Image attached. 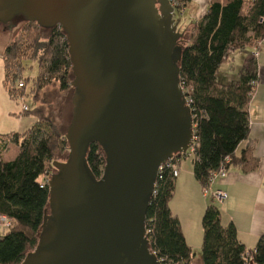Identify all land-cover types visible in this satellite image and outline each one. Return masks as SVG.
I'll return each instance as SVG.
<instances>
[{
    "label": "water",
    "instance_id": "1",
    "mask_svg": "<svg viewBox=\"0 0 264 264\" xmlns=\"http://www.w3.org/2000/svg\"><path fill=\"white\" fill-rule=\"evenodd\" d=\"M173 15L168 0H0L2 23L63 31L74 90L68 156L52 163L38 244L21 264H162L146 237L149 200L160 168L194 142ZM91 143L105 156L97 182Z\"/></svg>",
    "mask_w": 264,
    "mask_h": 264
},
{
    "label": "trees",
    "instance_id": "2",
    "mask_svg": "<svg viewBox=\"0 0 264 264\" xmlns=\"http://www.w3.org/2000/svg\"><path fill=\"white\" fill-rule=\"evenodd\" d=\"M48 31L43 38L36 25H27L2 56L4 89L11 100L31 95L36 106L20 115L31 113L36 122L24 133L0 136V218L10 223L0 236V264H21L37 247L50 199L45 176L54 171L56 153L68 146L51 119L50 104L44 97L51 85H57L60 92L71 88L68 45L60 28ZM263 41L264 0H209L202 17L191 23L187 43L183 45L181 40L179 81L190 108L194 142L190 154L175 155L162 166L149 200L146 237L162 264H191L194 259L179 219L169 207L175 191L174 168L190 156L194 178L203 190L221 167L226 171L238 167L244 172L258 167L252 155L255 144L249 139V105L258 85L255 59L253 68L241 69L236 80L221 84L216 76L230 50L258 49ZM26 61L37 67L29 90V79L21 78ZM21 81L24 88L17 86ZM8 141L16 146V155L4 161ZM244 141L245 147L237 154ZM85 167L94 182L101 179L105 156L97 143L88 146ZM201 228V264H264V235L254 249H246L237 239L234 225H222L215 202L204 210Z\"/></svg>",
    "mask_w": 264,
    "mask_h": 264
},
{
    "label": "crops",
    "instance_id": "3",
    "mask_svg": "<svg viewBox=\"0 0 264 264\" xmlns=\"http://www.w3.org/2000/svg\"><path fill=\"white\" fill-rule=\"evenodd\" d=\"M264 41L258 48V58L255 60L258 85L249 105L250 132L249 139L254 142L253 156L258 167L244 172L238 167H230L225 178L217 179L211 186L213 191H221L226 195L222 202H215L221 211L223 226L233 224L237 231V239L246 249H254L258 239L264 235ZM250 48L249 59L240 54L241 66L248 68L252 61ZM235 50H230L229 56L235 58ZM227 60V61H228ZM259 64V65H258ZM11 100L6 90L0 84V133L8 132L16 126L10 116ZM13 125L12 126H10ZM242 142L237 154L245 147ZM188 152V151H187ZM189 152H191L189 150ZM178 176L175 180V191L169 203L170 210L181 224L186 243L193 249L201 248V220L209 203L214 201L204 194L201 186L193 175V162L190 156L185 157L177 166ZM210 198L208 201L207 199ZM201 264L200 259L197 261Z\"/></svg>",
    "mask_w": 264,
    "mask_h": 264
},
{
    "label": "rangeland",
    "instance_id": "4",
    "mask_svg": "<svg viewBox=\"0 0 264 264\" xmlns=\"http://www.w3.org/2000/svg\"><path fill=\"white\" fill-rule=\"evenodd\" d=\"M209 0H188L187 2H181L176 0L177 8L174 12V19H180V24L178 26L179 32L184 33L183 45H185L189 39V32L191 29V23L196 22L205 13ZM27 25H36L34 23H27L21 17H16L7 23L0 22V84L3 87L4 80V70H3V60L2 56L4 51L10 42L20 33V31ZM37 26V25H36ZM38 27V26H37ZM41 37L46 38L49 31L41 29L38 27ZM264 48V46H263ZM242 52L243 57H248L250 55L249 48L236 51L234 53L235 58L232 59L229 56V60L221 65L218 70L216 81L218 83H228L232 80L238 79V73L242 69L240 54ZM253 58V57H252ZM250 67L253 68V62L249 61ZM259 65V64H258ZM37 67L34 62H23V70L21 71V78L29 79L27 82L26 90L31 87V79L36 76ZM72 81V79H71ZM17 83V82H16ZM4 88V87H3ZM45 99L49 102V114L51 119L56 126L60 135H64L71 123L74 109V90L69 88L65 92H60L57 85H51L47 88L44 94ZM11 100V99H10ZM26 106L29 111H31L36 105L35 101L32 99L31 95L18 97L15 100H11L12 111H15L10 118L12 121L16 122V126L8 130V132L0 133V136L11 135V134H21L28 131L30 128L35 126L36 117L34 115L25 114L21 116L22 106ZM14 122V123H15ZM13 127V125L10 124ZM1 145V144H0ZM6 150L3 153V160L10 161L14 159L16 155V146L10 141L6 143ZM186 154H190L189 150ZM68 156V146L61 152L56 153L55 160L57 162L66 161ZM51 175L54 171H50ZM208 201L210 198L207 199ZM4 230L0 226V236L4 234ZM193 250L194 259L191 264H198L197 261L200 259V250Z\"/></svg>",
    "mask_w": 264,
    "mask_h": 264
},
{
    "label": "built area",
    "instance_id": "5",
    "mask_svg": "<svg viewBox=\"0 0 264 264\" xmlns=\"http://www.w3.org/2000/svg\"><path fill=\"white\" fill-rule=\"evenodd\" d=\"M168 1L171 4V6L174 8V12H175V10L177 8L176 0H168ZM252 57L255 60L258 58V49H256V48L253 49ZM17 86H18V88H24L23 81H21L20 83H18ZM187 104H188V102H187ZM27 111H28V108L23 105L22 106L21 113H25ZM189 150L190 151L193 150V145L191 146V148ZM228 162H229V159L226 160V163H228ZM161 168H160V170H161ZM160 170H159V172H160ZM226 174H227V171H226L225 167H221L217 172H215L211 176L210 182H209V186L207 188L203 189L204 194L209 195L214 202H222V201H224L226 199V195L223 192H221V191H213L212 188H211L212 184L217 179H223V178H225ZM172 175L175 178L178 176V170H177V168H174V170L172 171ZM158 177H159V174H158ZM50 178H51V173H49V175H46L45 176V182L47 184H48ZM0 226L3 229L6 230V229L9 228L10 223H9V221L5 217H2V218H0Z\"/></svg>",
    "mask_w": 264,
    "mask_h": 264
}]
</instances>
